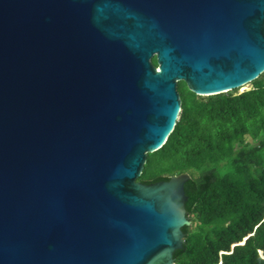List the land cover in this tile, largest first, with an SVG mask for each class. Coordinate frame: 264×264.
Here are the masks:
<instances>
[{"label": "water", "instance_id": "1", "mask_svg": "<svg viewBox=\"0 0 264 264\" xmlns=\"http://www.w3.org/2000/svg\"><path fill=\"white\" fill-rule=\"evenodd\" d=\"M263 72L264 0H0V264H175L192 176H140L179 82Z\"/></svg>", "mask_w": 264, "mask_h": 264}, {"label": "trees", "instance_id": "2", "mask_svg": "<svg viewBox=\"0 0 264 264\" xmlns=\"http://www.w3.org/2000/svg\"><path fill=\"white\" fill-rule=\"evenodd\" d=\"M250 84L201 95L180 81L176 125L147 155L146 183L192 176L175 264H264V72Z\"/></svg>", "mask_w": 264, "mask_h": 264}, {"label": "rangeland", "instance_id": "3", "mask_svg": "<svg viewBox=\"0 0 264 264\" xmlns=\"http://www.w3.org/2000/svg\"><path fill=\"white\" fill-rule=\"evenodd\" d=\"M250 83H251V84H250L249 87L252 88V87L254 86V85H253V82H250ZM239 90H240V89H239Z\"/></svg>", "mask_w": 264, "mask_h": 264}, {"label": "bare ground", "instance_id": "4", "mask_svg": "<svg viewBox=\"0 0 264 264\" xmlns=\"http://www.w3.org/2000/svg\"><path fill=\"white\" fill-rule=\"evenodd\" d=\"M246 85V84H245ZM243 87V86H242Z\"/></svg>", "mask_w": 264, "mask_h": 264}]
</instances>
